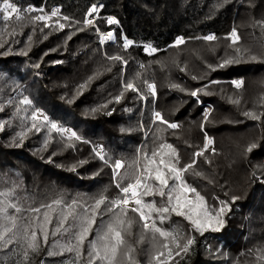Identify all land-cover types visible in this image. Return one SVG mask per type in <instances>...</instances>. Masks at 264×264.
<instances>
[{
    "label": "trees",
    "instance_id": "1",
    "mask_svg": "<svg viewBox=\"0 0 264 264\" xmlns=\"http://www.w3.org/2000/svg\"><path fill=\"white\" fill-rule=\"evenodd\" d=\"M13 2L21 9L18 14L8 20L0 14V192H12L4 202L20 211L7 209L16 218L18 239L0 249V264H88L89 242L112 217L109 202L120 196L114 162L123 164L117 170L125 177L123 187L137 171L154 167L149 165L151 153L164 144L178 153L177 167L195 161L181 173L196 190L186 198L196 203L199 193L212 214L221 202L230 210L222 214L225 224L220 230L207 227L203 234L183 216L168 213L161 223L153 213L156 226L171 233L168 239L155 234V242L151 230L142 229L138 214L128 210L133 222L122 236L125 246L134 249L136 264H160L151 259L156 250L164 252V264H264V0ZM100 5L95 23L85 24L92 7ZM111 32L114 40L103 43L101 34ZM209 35L216 38L204 39ZM177 39L183 43L177 45ZM125 40L131 44L125 46ZM149 46L156 51L149 52ZM236 56L243 57L241 62L219 66ZM84 59L90 70L66 84L61 74H77ZM235 80L242 85L236 87ZM128 83L133 88H127ZM149 84L155 85L154 94ZM24 97L32 104H23ZM36 110L44 115L33 120ZM156 112L178 127L155 119ZM52 122L71 129L79 139L51 129ZM253 142L257 146L246 151ZM30 165L53 179L37 183ZM168 183L174 181L169 178ZM102 195L106 200L96 209L77 259L75 250H67L76 246V229H65L78 223L84 207ZM165 199L155 192L143 196L157 207ZM35 208L40 213L33 212ZM45 213L51 220L47 243L38 227ZM30 223L40 245L36 251L24 240ZM189 238L195 242L185 252Z\"/></svg>",
    "mask_w": 264,
    "mask_h": 264
},
{
    "label": "snow or ice",
    "instance_id": "2",
    "mask_svg": "<svg viewBox=\"0 0 264 264\" xmlns=\"http://www.w3.org/2000/svg\"><path fill=\"white\" fill-rule=\"evenodd\" d=\"M20 11L21 9H19L15 5L13 0H3L2 5H0V14H2L3 19L5 20H8L10 17H12L14 13L18 14ZM96 11L97 8L93 6L91 12L94 13ZM52 15H56V12L54 11ZM89 15H91V13H89ZM19 18V15H17V19ZM48 18L49 17L45 16L35 17V19L37 20ZM64 19H67V17H64ZM108 22L118 23L115 20H109ZM88 23H92V21L89 20ZM59 27L63 28L64 25L60 24ZM232 36L236 37L235 31H233ZM215 38L216 37L214 35L204 37V39L210 41L214 40ZM103 39H113V36L109 33L107 35H104ZM175 43L179 45L183 43V40L177 39ZM130 44L131 41L125 40V46H128ZM148 51L155 52L156 49L149 46ZM237 52H239V49H237ZM114 59H119V57H114ZM242 59L243 57L241 56L226 59L219 66L223 67L231 63H239ZM251 59L255 60L256 57L253 56L251 57ZM233 83L236 85V87H240L243 81L235 80L233 81ZM126 87L133 88V84L128 83ZM148 87L154 94L155 85L149 84ZM191 95L197 96V91H192ZM22 103L26 105H31L32 100L27 97H24ZM37 114L43 115V113L39 112V110H36V112L32 116L33 120L36 119ZM245 114L253 119L258 118L250 112ZM43 118L45 121L48 120L47 116H44ZM155 118L157 120H160L162 123L167 124L169 128L175 129L178 127L177 123L168 122L164 120L160 112L155 113ZM50 126L51 129H57L61 132L70 131L67 128H58V125L54 122H52ZM33 127H35V125H33ZM71 137H76L77 139H79V137L76 136L75 132H71L69 139H71ZM207 142L208 144H211L212 140L208 139ZM256 146V143L253 142L247 147L246 151L251 152L252 149ZM164 149H170L171 151L166 152L164 151ZM97 154L100 155L101 160H104V155L99 152ZM201 154V152H196L194 155L199 156ZM145 155L147 156V154ZM166 156L168 157V159H165ZM157 157H159V160H157ZM105 163H107V161H105ZM178 163L179 155L176 150L172 148L171 145H161L159 149L152 151L151 158L149 159V165H154V167L146 166L143 172L137 171L131 181L127 185L122 187L121 181L125 179V177H119V173L117 170L122 168L123 164L119 160L114 162L113 174L115 186L119 189L120 196L109 202L107 211L112 213V217L100 229V231L97 232L95 239L89 242L90 247L88 251V264H96L97 261H99L100 264H136L135 257L132 255L134 249L130 246H125V240L122 236V232L126 231L127 229H130L133 222V218H129L127 216L128 210L138 214L139 220L142 222L141 227L143 230H151V232L153 233V242H155L156 240L155 234L157 233L160 237H164L165 239H168L171 236V233L156 226V219H153V213L157 214L156 218L159 219L161 223L164 219H166L165 214L168 213H175L177 216H183L185 217V219L189 220L195 230L199 231L201 234H203L204 229L207 227H211L213 231H218L224 226L225 220L223 219L222 214L226 210H230L227 208V204L225 202H221L222 206L220 207V209L216 211L215 214H212L204 208V199L199 195V193H196V203H193L192 201L188 200L185 194L188 192L195 193L196 190L195 188H192L187 185V183L182 180L181 173L187 171L188 168L193 167L195 161L185 165L183 168L177 167ZM117 177H119V179H117ZM169 178L174 181L171 186H169L168 183ZM149 181H154V183H150ZM141 187L143 188V190L138 191V189H140ZM152 192H155L162 198H166L165 203L162 206L157 207L154 201H143V196ZM11 195L12 192H0V197L4 198L3 201H0V218H2L0 219V249L6 248L8 245L14 243L18 239L15 231V229L17 228L16 218L15 216L8 215L7 209L11 207L14 208L17 212H19L20 209L15 204L4 202ZM235 199H237V197H233V202L235 201ZM105 200L106 197L102 195L94 202L93 205L84 207L83 215L79 216L78 223L74 221L72 225L65 229V231H71L73 228L76 229V231L73 233V238L76 240V246L75 248L68 247L67 250H75L77 259H79L82 255L81 248L83 242L87 238L91 226L95 223L96 209H98L100 205L105 202ZM130 202L134 203V206L128 209L127 206L130 204ZM47 207L51 208L52 205H48ZM68 207H71V205H69ZM117 209L119 211H116ZM32 211L35 213H40V208L32 209ZM89 213H91V215H89ZM35 219L36 221H39L40 217L37 216ZM66 219V216L61 219L59 225L56 228L57 232L60 231V227L63 226ZM49 223H51L50 217L47 213H45L43 216V222L38 224L39 230L43 234L44 243H47L48 233L46 225ZM30 229L31 223L25 226L24 240L27 244L28 249L36 251L40 246L37 240V233L35 229ZM9 233L11 235H9ZM140 239H143V233H141ZM172 242H176V237L172 236ZM194 242V238L187 239L186 243L183 245L182 250L187 252L189 247ZM155 247L156 245L155 243H153V248ZM176 247L179 248L181 246L179 243H176ZM163 248H168V244H163ZM170 255L171 250H169V256ZM162 256H164V252L156 250L152 253L151 259L160 261V264H164V262L160 260ZM25 258H27V251H25Z\"/></svg>",
    "mask_w": 264,
    "mask_h": 264
},
{
    "label": "rangeland",
    "instance_id": "3",
    "mask_svg": "<svg viewBox=\"0 0 264 264\" xmlns=\"http://www.w3.org/2000/svg\"><path fill=\"white\" fill-rule=\"evenodd\" d=\"M57 14H59L58 11H57ZM95 16H96V14H92L91 16H89L88 21L91 20L92 23H93V19L95 18ZM88 21H87L85 24H89ZM92 23H91V24H92ZM107 34H109V33H107ZM107 34H106V35H107ZM110 34L113 36V39H112V40H114V37H115L114 33L111 32ZM102 35H105V34H102ZM237 38H238V35H237ZM235 40H236L235 37H232V41H235ZM87 61H88L87 59H84V60H83V62L81 63V66L78 68V73H77V74L63 73V74H61V79H62L66 84H68V85L72 84V83L76 80L75 77H77V76H79V75H82V74L85 73L86 71H89V70H90V68H91L90 66H91V65L88 64ZM207 111L209 112L210 109L208 108ZM39 112H40V111H39ZM41 113H43V112H41ZM43 115H44V114H43ZM155 119H156V118H155ZM71 132H73V131H71ZM71 132H69V134H66L67 132H64V133H65L66 135H71ZM99 152H102V149H99ZM29 168H30V170H31V174H32V175L36 173V176H37V177H36V181H37V183H39V184H48L49 181L53 179V175H52L51 173H48L47 175H45V174H41L40 172H38V171L35 169L36 167H35L34 165H30ZM194 194H195V193H193V192H188V196H189L190 198H192V197L194 196ZM128 206H132V203H130Z\"/></svg>",
    "mask_w": 264,
    "mask_h": 264
},
{
    "label": "built area",
    "instance_id": "4",
    "mask_svg": "<svg viewBox=\"0 0 264 264\" xmlns=\"http://www.w3.org/2000/svg\"><path fill=\"white\" fill-rule=\"evenodd\" d=\"M101 8H102V6L100 5V6L97 7V11H96V12L92 13V12L90 11L91 15H92V14H96L95 18L93 19V23H92V24L95 23V20H96V18L98 17V14H99V11H100ZM91 15H88V17H87V21H88V19H89V16H91ZM87 21H86V22H87ZM105 35H106V34H105ZM103 37H104V35L101 34V38H102V42H103V43H107V42L112 41V39L104 40ZM235 39L237 40V33H236V37H235ZM67 129H69V128H67ZM69 130H70L69 132L72 131L71 129H69ZM69 132H67L66 134H69Z\"/></svg>",
    "mask_w": 264,
    "mask_h": 264
},
{
    "label": "bare ground",
    "instance_id": "5",
    "mask_svg": "<svg viewBox=\"0 0 264 264\" xmlns=\"http://www.w3.org/2000/svg\"><path fill=\"white\" fill-rule=\"evenodd\" d=\"M40 112H42V111H40Z\"/></svg>",
    "mask_w": 264,
    "mask_h": 264
}]
</instances>
